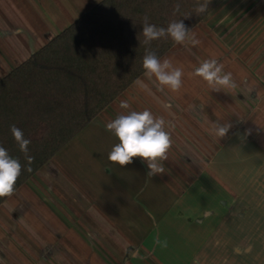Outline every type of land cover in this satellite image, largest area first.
Instances as JSON below:
<instances>
[{
    "label": "crops",
    "instance_id": "1",
    "mask_svg": "<svg viewBox=\"0 0 264 264\" xmlns=\"http://www.w3.org/2000/svg\"><path fill=\"white\" fill-rule=\"evenodd\" d=\"M102 1L0 0V80ZM191 32L161 58L179 92L143 75L0 206V264H264V0H226ZM211 59L235 89L194 75ZM144 110L172 139L152 177L108 160L106 124Z\"/></svg>",
    "mask_w": 264,
    "mask_h": 264
},
{
    "label": "trees",
    "instance_id": "2",
    "mask_svg": "<svg viewBox=\"0 0 264 264\" xmlns=\"http://www.w3.org/2000/svg\"><path fill=\"white\" fill-rule=\"evenodd\" d=\"M225 1L197 13L200 0H103L1 79L0 147L22 166L15 192L143 76L146 50L161 59L176 45L167 36L145 45V16L158 28L182 20L192 31ZM12 125L31 141V162Z\"/></svg>",
    "mask_w": 264,
    "mask_h": 264
},
{
    "label": "clouds",
    "instance_id": "3",
    "mask_svg": "<svg viewBox=\"0 0 264 264\" xmlns=\"http://www.w3.org/2000/svg\"><path fill=\"white\" fill-rule=\"evenodd\" d=\"M212 0H200L197 5V13H204L209 8ZM180 5L175 6V12H179ZM144 44L150 45L152 41L163 37H170L177 45H198L200 41L195 33L185 26L182 20L172 22L167 28H158L148 22L144 17L142 29ZM143 75L151 80L155 79L161 86V90L167 88L171 92H179L183 85V70L174 67L171 60H161L155 52L146 50L143 57ZM194 75L202 78L207 85L216 92L221 89H235L232 73L223 71V65L215 59L203 61L195 69ZM142 84L140 79L135 82ZM121 109H130V104L122 100L119 104ZM168 122L162 117H155L148 111H129L127 114L118 115L114 120L106 124V130L112 132L119 143L113 146L108 154V160L115 165L124 167L133 163L134 158H141L146 162L148 176L165 173L164 162L168 159L169 149L172 147L170 133L166 130ZM230 125L217 124L215 134L224 137ZM10 131L26 159L31 162L33 159L28 154L30 140L24 137L23 132L12 125ZM31 171V169H28ZM22 166L18 159L12 158L4 147H0V198L11 197L15 192L16 182L21 175ZM157 244L161 242L157 240ZM167 246V242L163 243Z\"/></svg>",
    "mask_w": 264,
    "mask_h": 264
}]
</instances>
